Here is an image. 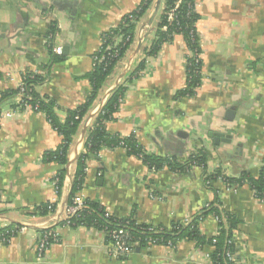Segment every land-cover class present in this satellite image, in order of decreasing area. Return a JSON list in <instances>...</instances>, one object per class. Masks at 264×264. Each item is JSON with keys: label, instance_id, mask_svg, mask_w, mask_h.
I'll list each match as a JSON object with an SVG mask.
<instances>
[{"label": "crops", "instance_id": "obj_1", "mask_svg": "<svg viewBox=\"0 0 264 264\" xmlns=\"http://www.w3.org/2000/svg\"><path fill=\"white\" fill-rule=\"evenodd\" d=\"M139 1L0 0V94L16 87L22 73H35L41 81L33 84L34 90L52 102L63 121L91 90L85 75L101 33L116 27ZM162 5L163 0L150 25L152 10L138 22L134 42L142 26L146 31L140 49L133 54L134 43L117 63L93 109L124 73L119 81L123 101L114 118L106 121L107 132L132 135L148 154L171 156L178 163L203 150L207 173L238 177L244 171L257 176L264 158V0L195 1L202 79L192 97L177 100L173 95L184 87L188 54L183 37L176 34L153 56L144 51L155 38ZM49 42L62 47L60 56L49 52ZM143 59V73L129 74ZM0 111V230H18L0 244V264H213L209 248L187 240L174 249L153 245L114 259L103 231L58 223L83 144L80 133L70 145L55 211L39 213L38 206L53 195L50 180L60 168L55 161H44L43 152L56 148L61 136L43 112L21 105L18 95L5 99ZM209 130L230 135V141L215 143ZM87 168L83 198L102 204L116 218L160 226L190 219L213 200L215 189L222 208L238 221L233 230L234 264H264V202L247 184L228 191L216 181L210 188L196 166L186 174L166 166L151 172L122 147H103L87 160ZM44 227L56 230L59 241L38 259L35 244ZM200 228L213 236V216L208 215Z\"/></svg>", "mask_w": 264, "mask_h": 264}, {"label": "trees", "instance_id": "obj_2", "mask_svg": "<svg viewBox=\"0 0 264 264\" xmlns=\"http://www.w3.org/2000/svg\"><path fill=\"white\" fill-rule=\"evenodd\" d=\"M176 0H163L162 8L158 14V21L155 28V38L151 42L148 49H144L145 56H153L157 54L161 46L165 42H169L176 34L183 37L188 51L192 53H200L199 38L196 30V21L199 18L195 11L196 0H181L178 7L174 11V19L170 22L166 20V12L170 10ZM155 0H140L137 6L130 12L124 14L121 17L119 24L110 28L100 35V48L96 50L92 56H99L100 54H107L108 59L105 62H92L91 70L85 75L90 81L91 90L86 96L85 102L78 105L72 110H68L66 117L63 121H60L53 111V104L51 101L40 96L33 88V84L41 81V77L37 74H31L26 72L23 77V83L25 87V96L28 94L30 99L26 101L31 103L32 106H37L34 111H41L45 114L48 122L52 128L61 136L60 143L56 148L46 150L43 152L44 161H55L60 165L59 170L56 172L57 185L59 187L58 195L61 193L60 189L64 181L66 173L65 165L68 162V153L70 145L73 139L81 131V121L86 118L93 108L95 99L98 96V92L108 76L114 71L117 63L124 58L126 53L131 49L134 41L136 40L137 24L140 19L151 12L153 9ZM166 26V30L162 29V26ZM50 33H54V27H50ZM142 45V44H141ZM49 52L53 54L52 47L48 46ZM187 54L185 62V84L183 88L178 89L173 99H181L185 97H192L195 94L196 88L201 84V59L198 62H194L193 56ZM55 56H58L54 54ZM60 56V55H59ZM93 58V57H92ZM145 67V59L138 62L136 68L129 74L138 76V72ZM125 77V76H124ZM122 77V78H124ZM18 87L7 89L0 94V104L7 98L18 95ZM124 88L121 83L115 85L95 115H93L92 126L85 131V140L83 146L86 151L79 152L75 158V171L69 188L68 203L71 197L81 189L86 172L84 170L86 161L91 156L96 157L99 151L103 147L114 148L121 147L120 143H124L128 149L125 150L127 154L138 156L143 154L142 162L147 167H154L156 170L162 167H167L173 172L186 174L190 172L193 166H202V173L204 174V180H209L208 187H212V183L217 181V176L221 172L207 173L206 169V155L203 150H197L191 152L188 157L182 162H176L175 158L171 156H156L148 154L130 135L122 137L117 133L107 132L105 128L106 121L114 118L115 112L119 109L121 102L123 101ZM20 104L23 105V100H20ZM24 106V105H23ZM1 112V111H0ZM224 181L230 184H236L240 187L247 184L252 190L254 197L264 196V158L262 166L260 167L257 176H252L248 172H242L238 177L224 176ZM215 191V197L209 202L208 206H204L200 212L195 213L192 216V220L184 224L182 221L171 222L168 226H160L162 231L158 234H149L142 232L141 228L146 223H135V219L128 217V227L132 234L139 239V247L142 248L145 245V238L155 237L159 239V242L165 245L167 241H171L175 247L180 241L187 240L194 243L199 248H209V259L213 264H234L229 260L226 255L229 250L234 256L235 246L233 240V230L237 225L235 216L227 212L222 208L221 201L218 198L217 191ZM88 205L87 210L82 211L77 217H74L75 225H84L93 227L98 230H102L104 224L109 226L117 223H123L127 218H116L111 215L107 220L103 216V209L100 203L93 200L86 199ZM56 206L49 207V203L38 206L39 213L45 215L55 211ZM208 215L217 217L216 229L217 234L213 236H207L201 232V220H204ZM4 229L0 230L3 232ZM16 233L11 232L10 235L14 236ZM158 245H161L160 243Z\"/></svg>", "mask_w": 264, "mask_h": 264}, {"label": "built area", "instance_id": "obj_3", "mask_svg": "<svg viewBox=\"0 0 264 264\" xmlns=\"http://www.w3.org/2000/svg\"><path fill=\"white\" fill-rule=\"evenodd\" d=\"M181 0H176L174 6L168 10L166 12V20L169 22H171L174 19V11L175 9L178 7L179 3ZM163 30H166V26H162ZM142 30V29H141ZM141 30L139 32L138 36H142ZM53 36V33L50 34V37ZM50 46L52 47V51L53 54L56 55H60L62 52V47L60 45H52L51 42H49ZM100 45L98 47L97 50H99ZM188 54H190V52L188 51ZM193 56L194 62H198L200 59L199 53H192L190 54ZM92 62H105L106 59H108V55L107 54H100L99 56H92ZM146 62V60H145ZM93 64V63H92ZM26 72L22 73L21 75V79L18 82V84L16 85V87H18L19 93L18 96L20 98V100H23V105L30 107L32 110H34L37 106H32L31 103H28L26 101L27 99H30V96L28 94H25V87H24V83H23V77L25 75ZM143 70L139 71L138 74H142ZM31 74H35V73H31ZM119 81V80H118ZM117 84H119V82H117ZM116 84V85H117ZM112 89V88H111ZM110 89V90H111ZM109 90V91H110ZM109 91L106 92L102 98V101H100V107L93 109L91 111V113L93 115H95L97 113V111L101 108V106L103 105V103L105 102ZM26 97V98H25ZM119 101L122 103V99H119ZM93 115L91 118H83L81 121V128L84 126L87 128L92 126V121H93ZM86 131V130H85ZM83 143L85 140V133L83 135ZM120 146L122 148H124L125 150L128 149V147L124 144V143H120ZM86 151L83 144H82V148L80 150V152H84ZM139 159H143V154L140 153L137 156ZM199 168H202V166H196ZM148 169L151 172L156 171V169L154 167H148ZM85 172H87L88 168H87V161H86V166L84 168ZM224 176H226L224 173H220L217 176V181L221 182L224 186V188L228 191H235L238 187L236 184H230L224 181ZM50 183L52 185V190H53V195L51 197V199L48 201L49 203V207L55 205L57 206V204L59 203L60 200V194L58 195V191H59V187L57 185V179H56V173L51 177ZM205 185L207 186L208 184H210L209 180H204ZM81 189L78 190L70 199V201L68 203H65L64 206V210H63V214L61 215V217L57 218V222L58 223H62L64 225H68V226H73L75 225V221H74V217H77L82 211L87 210L88 205L86 204V199L83 198V196L80 193ZM61 192V189H60ZM254 195V194H253ZM150 196H154L153 194H150ZM256 199L260 202H264V196L263 197H259ZM209 203H207L205 206H208ZM100 206L103 209V216L104 218L107 220L112 214L106 209L104 208V206L102 204H100ZM215 222H217V217H214ZM192 220V217L186 221H183L184 224L189 223ZM129 219L127 218V220H125V222L123 223H117L115 225L109 226V224H104L102 226V230L104 232V234L106 235L107 241L109 243L108 245V254L110 257L114 258V259H124L127 258L128 256H130L131 254H133L137 247L140 249L139 247V239L136 238L131 230L128 227L129 224ZM204 220H201V223ZM136 224H140L141 222H137L135 221ZM20 229V228H18ZM142 232H147L149 234H158L162 231V228L158 225L155 224H149L146 223V225L144 227L141 228ZM18 230H5L3 232H0V244L2 243H8L10 241V239L13 237L11 234V232H17ZM217 234V229L215 231V234ZM59 241V235L58 232L54 229H52L51 227H44L40 233V235L37 238L36 244H35V253H36V257L38 259H42L44 257L45 252L47 251V249L50 247L51 244L56 243ZM163 244L161 243V241L159 242L158 238L155 237H147L145 238V245L143 248H150L153 245H158V244ZM165 246L169 247L170 249H174L175 245L169 240L167 241V243L165 244ZM226 255L228 256L229 260L234 262V256L232 255V253L227 250ZM209 257V255H208Z\"/></svg>", "mask_w": 264, "mask_h": 264}, {"label": "water", "instance_id": "obj_4", "mask_svg": "<svg viewBox=\"0 0 264 264\" xmlns=\"http://www.w3.org/2000/svg\"><path fill=\"white\" fill-rule=\"evenodd\" d=\"M160 1H161V0H155V2H154V6H153V10H152L151 15L149 16V18H148V20H147V25H150V24H151V22H152L154 16L156 15V13H157V11H158V9H159V6H160ZM142 27H143V26H142ZM141 29H142V28H141ZM144 36H145V34H144ZM144 36H138V38H137V43H136V46H135V48H134V52H133V54H135V53L140 49ZM123 74H124V73H123ZM123 74H121V75L119 76V78H121V77L123 76ZM119 78H118V79H119ZM116 84H117V83H116ZM99 107H100V104H99L98 108H99ZM92 115H93V114L90 113V114L87 116V118H91ZM85 130H86V127L83 126V127L81 128V131H80V136L83 137V135H84V133H85ZM207 134H208V136H210V137H212V138L214 139L215 143H218L219 141H222V142H229V141H230V135L225 134V133H222V132H218V131H214V130H213V131H212V130H209V131L207 132ZM81 139H82V138H81ZM68 193H69V192H68ZM67 199H68V196H67L65 202L67 201ZM136 250L139 251V248L137 247Z\"/></svg>", "mask_w": 264, "mask_h": 264}, {"label": "rangeland", "instance_id": "obj_5", "mask_svg": "<svg viewBox=\"0 0 264 264\" xmlns=\"http://www.w3.org/2000/svg\"><path fill=\"white\" fill-rule=\"evenodd\" d=\"M152 10H153V9H152ZM144 29H145V27L143 26V28H142V30H141L142 36H144V34L146 33V31H144ZM143 31H144V32H143ZM134 43H135L134 46H136V42H134ZM119 79L122 80V77L119 78ZM120 80H119V81H120ZM119 81H118V82H119ZM106 92H108V91L106 90ZM102 98H103V97L101 96L100 101H102ZM92 109H93V108H92ZM91 111H92V110H91ZM91 111H90V112H91ZM226 169H228V167H226ZM226 171H228L229 173H232L231 170H226Z\"/></svg>", "mask_w": 264, "mask_h": 264}, {"label": "bare ground", "instance_id": "obj_6", "mask_svg": "<svg viewBox=\"0 0 264 264\" xmlns=\"http://www.w3.org/2000/svg\"><path fill=\"white\" fill-rule=\"evenodd\" d=\"M84 124H86L87 125V123H84ZM84 124H83V126H84ZM82 139H83V137L82 136H80Z\"/></svg>", "mask_w": 264, "mask_h": 264}]
</instances>
